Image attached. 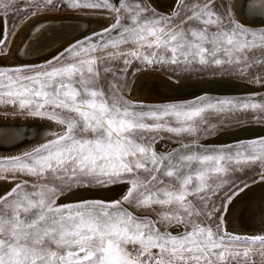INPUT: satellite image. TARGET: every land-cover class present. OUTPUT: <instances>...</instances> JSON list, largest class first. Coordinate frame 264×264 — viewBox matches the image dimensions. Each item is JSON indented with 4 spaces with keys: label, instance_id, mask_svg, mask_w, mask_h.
<instances>
[{
    "label": "snow or ice",
    "instance_id": "snow-or-ice-1",
    "mask_svg": "<svg viewBox=\"0 0 264 264\" xmlns=\"http://www.w3.org/2000/svg\"><path fill=\"white\" fill-rule=\"evenodd\" d=\"M65 3L76 10H105L112 22L47 65L0 68V103L62 127L30 151L0 159V180L10 174L12 181L17 176L37 181L19 180L0 194V264H255L253 249L264 259V234L228 233L221 227L223 214L216 229L199 221L227 212L249 187L235 185L231 173L257 164L264 168V136L211 150L182 141L170 151L155 148L165 133L197 136L209 112H264V102L199 97L146 105L127 99L119 83L107 91L101 83V68L115 76L104 66L113 62L122 63L121 73L138 62L143 68H237L243 74L264 63L249 59L253 50L264 49V28L246 27L252 22L232 11L241 5L229 7L225 0L223 13L214 10L215 0L202 5L176 0L167 15L139 0ZM12 6L13 0L0 2L5 10ZM247 8L264 23V0H247ZM260 179L264 182V172ZM116 185L126 186L118 199L57 203L66 191ZM221 192L224 203L216 208L212 200ZM129 208L156 212L158 219ZM161 223L183 231H161Z\"/></svg>",
    "mask_w": 264,
    "mask_h": 264
},
{
    "label": "rangeland",
    "instance_id": "rangeland-1",
    "mask_svg": "<svg viewBox=\"0 0 264 264\" xmlns=\"http://www.w3.org/2000/svg\"><path fill=\"white\" fill-rule=\"evenodd\" d=\"M0 2H8V0H0ZM115 2V0H113ZM141 3H146L148 4L149 7H153L157 10V12L161 14H169L173 11L174 7L176 6V0H171L166 6L167 8L164 7H158L156 6L151 0H139ZM186 3H200L201 5L206 2V0H185ZM225 2L228 4L229 7L232 6L234 3V0H225ZM155 6H154V5ZM171 7V8H170ZM215 11H218L220 13L224 12V6L221 3V0H215ZM65 11V12H64ZM92 12V13H98V14H104L107 15L109 14L105 10L102 9H71L69 8L65 0H53V3L51 5L47 4L46 0H13V6L9 7L7 10L0 8V17L2 20H4V26H5V31L4 35L2 38L5 41V43L0 44V56L2 57L3 55L7 54L8 48L10 47V43L12 40V37L14 33L31 17L40 15V14H50V13H68V12ZM233 13L234 10L232 9ZM33 12H35V15H33ZM103 12V13H102ZM235 14V13H234ZM109 17V15H107ZM127 23V21H125ZM246 27H251L253 30L259 31L260 29L264 28V25L261 26H254V25H245ZM105 27V26H104ZM103 27V28H104ZM102 27H99L98 29L93 30V32H90L91 34H87L86 36H83L79 39H76V41H73V43H69L63 49H60L56 53L48 56L45 60H39L37 62H32V63H21L20 65L12 64V65H3L0 63V68L3 69H12V68H21L25 66H39V65H47L48 61H54V57L59 56L61 52H64V50L68 47H70L72 44H75L77 41H82L86 37H91L93 36L94 31L99 32ZM6 33V35H5ZM7 52V53H6ZM249 59L250 60H259L264 62V49L257 48L253 50L249 54ZM67 62V61H65ZM104 66L112 68L113 72H115V76H113L111 73H103L102 68H101V73H102V85L107 91L108 88L110 87L111 84L113 83H119L123 87V92L124 95L127 99L132 100L134 102H141L146 105H160V104H166L170 102H175V103H181V102H190V101H195L199 97H205L210 101H216L219 99H230L233 101L237 102H242V101H252V102H264V89L262 91L254 92V93H249V94H240V95H218V94H211L207 93L204 95H201L196 98L192 99H187V100H176V101H144L140 99H131L129 96L130 94V88L133 83L132 80L138 76V73H142L144 71H149V72H156L160 73L166 76L171 77L172 79L182 81V80H187V79H197V78H210V77H222V76H232V77H238L244 81H247L250 84L253 85H258V87L264 88V82L262 83H255L254 80L256 77H260L262 81H264V63L261 64H254V66L250 69H247L246 71L241 74V71L238 70L237 68H230L228 71L224 72L221 70H211V69H205V70H189V71H184L183 69H176L173 70V67H170L168 65H155L150 68H143V66H140L138 62H134L129 68L126 73H121L119 71V68H121L123 65L121 62H113V63H106ZM140 67L141 70L137 71V68ZM143 70V71H142ZM142 71V72H141ZM128 95V96H127ZM0 112H15V113H21L18 108L12 106V105H6L3 103H0ZM206 120L207 123H203L200 125L201 131L197 136H182V137H174V136H169V134H163V139H160L157 137V142L155 144V148L158 152H163L166 149L167 150H172L173 148L179 147V142L183 143H198L199 145H202L203 148L206 149H218L222 146L225 145H215V144H210L208 142L209 138L214 136L216 133L221 131L222 128H228L231 126H236L245 122H264V112L260 111H253V110H242V109H233L232 111H225L223 113H212L209 112L206 115ZM211 129V130H208ZM62 131V128L59 130ZM58 131V132H59ZM46 142V141H45ZM161 142L162 144H165L164 146H157V144ZM44 143V142H43ZM236 143L232 144L235 145ZM38 146V145H37ZM36 147V146H34ZM34 147H31L28 150L25 151H30ZM13 149H10V152H12ZM198 150H203V149H198ZM25 151L15 153L12 155V153L6 155V156H1L0 159L7 158V157H13L20 155L24 153ZM17 154V155H16ZM264 172V168H261L259 164L251 167H243L240 171L233 172L230 174V179L235 182V185L243 186V184L247 183H253L255 181L261 180L260 179V173ZM22 179H27L29 183L37 182L35 178L32 177H25V176H17L16 181H12L11 186H9L5 191L9 190L12 186H14L15 182H18L19 180ZM9 180H11V175L9 174ZM14 182V183H13ZM249 185V184H248ZM4 191V192H5ZM3 192V193H4ZM70 191H66L64 195L60 197V199L57 201V203H71L66 200H64V196L69 193ZM2 193V194H3ZM223 197V192L220 193L219 196L213 197L212 204L216 208H222V204L224 203V200L222 199ZM119 198V197H118ZM116 198V199H118ZM193 199V203L197 206L200 207V203L197 199L195 198H190ZM130 211H132L135 215L137 216H149L150 218L156 220L158 219V216L156 215V212L149 211V210H143V209H136V208H129ZM226 212H221V213H216L215 217L211 220H209L206 216H201L199 218L200 223L205 224V225H210L213 227V229H216L217 224L219 223V217L221 214L225 216ZM225 223V221H224ZM161 231H170L173 234H177L178 231H183V229H176V228H169L165 224H158L157 225ZM222 228L225 229L224 224L221 226ZM228 233H232L230 231H227ZM247 236V235H246ZM255 255H254V261L255 264H264V259H261L259 252L256 249H253Z\"/></svg>",
    "mask_w": 264,
    "mask_h": 264
},
{
    "label": "bare ground",
    "instance_id": "bare-ground-1",
    "mask_svg": "<svg viewBox=\"0 0 264 264\" xmlns=\"http://www.w3.org/2000/svg\"><path fill=\"white\" fill-rule=\"evenodd\" d=\"M151 1L158 7L167 8L166 5L171 0ZM245 1L234 0L235 3L241 6L239 9L233 8L236 16L243 20L247 19L243 10ZM107 15L89 11L40 14L31 17L14 33L8 48L9 52H6L7 54L2 57L0 56V63L9 66L45 60L69 43L81 38L80 36H84L86 32L90 30L93 32L92 30L96 31L99 27L108 26L112 20ZM1 17L0 38L3 37L5 31L4 20ZM211 78L213 77L178 81L160 73L144 71L138 73V76L132 80L129 96L131 99L144 101L160 100L169 96L190 94L193 89L199 88L200 83H209L210 86L219 88H241L253 85L238 77L222 76V79L218 80L216 76L214 77L215 80H208ZM61 128L55 122L47 119L29 117L15 112H0V131L6 134L0 136V155L6 156L9 153L13 155L28 150L45 142L50 138L51 133L58 132ZM226 129H229V127L222 128L221 131ZM164 145L161 142L157 144L159 147ZM10 149H13L12 152H10ZM11 184L12 180H0V193H3ZM250 192L242 200L237 203L235 201L230 205L228 216L225 217L226 221L228 217H235L236 220L243 221L247 225L246 220L256 216L258 209L261 211L264 209V184L256 186Z\"/></svg>",
    "mask_w": 264,
    "mask_h": 264
},
{
    "label": "water",
    "instance_id": "water-1",
    "mask_svg": "<svg viewBox=\"0 0 264 264\" xmlns=\"http://www.w3.org/2000/svg\"><path fill=\"white\" fill-rule=\"evenodd\" d=\"M243 10L246 13L247 21H251L252 23H247L246 25H254V26H261L264 25V23H261V17L257 14L254 15L252 12H250L247 8V0L244 3ZM236 15V14H235ZM242 22L245 21L239 17ZM93 31V30H92ZM89 32H86L84 36H86ZM83 37V36H80ZM222 79L221 77H218V80ZM208 80H215L214 77ZM205 81V80H204ZM222 83V82H218ZM252 85V84H251ZM264 88L254 86L246 87L243 86L241 88H219L216 86H210L209 83H200L199 88L193 89V91L190 94H183V95H176V96H169L162 98L160 100H152V101H176V100H187L199 97L201 95L211 93V94H218V95H240V94H249L254 93L258 91H262ZM264 136V122L260 123H243L240 125H236L234 127H229V129H226L224 131H219L214 136L209 138L208 142L210 144L215 145H232L234 143H237L238 141H248L252 139H258L260 137ZM9 150V149H8ZM264 184V182H261V180L255 181L251 184H249V187L241 193L239 196H237L232 204L236 201V203L243 198L248 193H251L250 191L255 189L256 186ZM126 186L124 185H116L112 186L109 189H101V188H81V189H74L67 193L64 196V200L68 202H75L82 199H103V200H112L116 199L120 196L123 190H125ZM2 193V192H1ZM0 193V194H1ZM231 205V204H230ZM225 213L224 217L228 216L229 208ZM256 216L249 218L246 220L247 225L243 221L236 220L235 217H228L227 221L224 219V227L227 231H230L234 234L239 235H257V234H264V215L261 210H257ZM245 221V220H244Z\"/></svg>",
    "mask_w": 264,
    "mask_h": 264
}]
</instances>
